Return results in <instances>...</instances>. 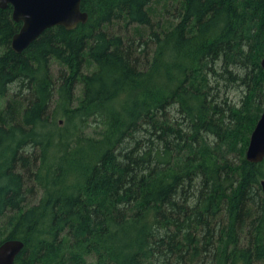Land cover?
<instances>
[{
  "label": "trees",
  "instance_id": "trees-1",
  "mask_svg": "<svg viewBox=\"0 0 264 264\" xmlns=\"http://www.w3.org/2000/svg\"><path fill=\"white\" fill-rule=\"evenodd\" d=\"M169 1L161 30L150 8ZM81 10L17 54L0 9V245L23 243L14 264H264V159H245L264 0Z\"/></svg>",
  "mask_w": 264,
  "mask_h": 264
},
{
  "label": "water",
  "instance_id": "water-1",
  "mask_svg": "<svg viewBox=\"0 0 264 264\" xmlns=\"http://www.w3.org/2000/svg\"><path fill=\"white\" fill-rule=\"evenodd\" d=\"M12 8V19L21 23L13 36L11 49L19 54L27 49L46 30L63 27L74 30L88 21L87 13L81 10V0H0V9ZM264 71V53L261 60ZM246 161L258 164L264 159V110L249 138L245 152ZM264 192V181L261 182ZM23 248L17 240L4 241L0 245V264H14Z\"/></svg>",
  "mask_w": 264,
  "mask_h": 264
},
{
  "label": "rangeland",
  "instance_id": "rangeland-1",
  "mask_svg": "<svg viewBox=\"0 0 264 264\" xmlns=\"http://www.w3.org/2000/svg\"><path fill=\"white\" fill-rule=\"evenodd\" d=\"M175 4L172 3L171 1H169L168 3H166V5L163 4V2H160L158 4H152L151 6V11H152V15H153V20L155 22H159L160 23V29L161 30H165L168 29L170 27V24L172 25L174 23L171 14H173V6ZM170 8L169 12H165V10H167V8ZM134 26L131 25L128 28H125L122 25H117V24H113L112 25V30L114 33H119L120 35H128L129 37H134L137 32L136 30H133ZM59 69V66L52 62V73L54 75H56L57 71ZM79 94V91L77 92ZM7 222L6 218L1 219V225L3 226L5 223Z\"/></svg>",
  "mask_w": 264,
  "mask_h": 264
}]
</instances>
